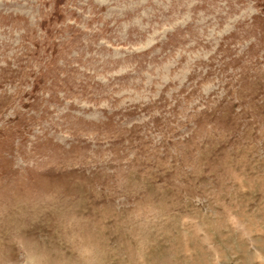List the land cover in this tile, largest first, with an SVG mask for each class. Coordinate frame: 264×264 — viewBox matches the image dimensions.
<instances>
[{
  "label": "rangeland",
  "instance_id": "obj_1",
  "mask_svg": "<svg viewBox=\"0 0 264 264\" xmlns=\"http://www.w3.org/2000/svg\"><path fill=\"white\" fill-rule=\"evenodd\" d=\"M0 264H264V0H0Z\"/></svg>",
  "mask_w": 264,
  "mask_h": 264
}]
</instances>
